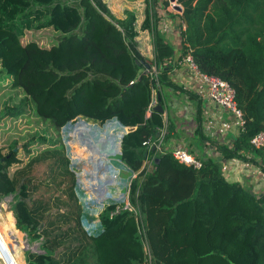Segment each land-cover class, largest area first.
<instances>
[{"label": "trees", "instance_id": "trees-1", "mask_svg": "<svg viewBox=\"0 0 264 264\" xmlns=\"http://www.w3.org/2000/svg\"><path fill=\"white\" fill-rule=\"evenodd\" d=\"M176 3L181 11L156 0L157 11L180 18L179 58L190 54L201 71L227 80L243 117L232 142L216 145L220 158L199 157V167L154 145L158 132L173 125L164 86L194 93L168 78L174 48L163 24L154 25L150 0H0V70L18 87L15 95L22 92L0 118L33 110L56 129L79 115L100 123L115 118L126 127L120 158L135 174L128 190L133 207L107 203L89 231L59 138L33 132L20 146L18 138L0 145V197L13 194L16 227L40 246L28 251L26 264H187L190 255L207 264L225 250L226 264H264V194L228 181L220 162H256L247 156L254 151L264 171L263 150L250 143L264 130V0ZM40 29L54 33L35 35Z\"/></svg>", "mask_w": 264, "mask_h": 264}, {"label": "rangeland", "instance_id": "rangeland-1", "mask_svg": "<svg viewBox=\"0 0 264 264\" xmlns=\"http://www.w3.org/2000/svg\"><path fill=\"white\" fill-rule=\"evenodd\" d=\"M150 2L154 25L156 21L164 25V30L161 29V32L167 35L171 43H174V48H176L175 45L178 38H180V33L177 31L178 26H175V13L170 10H165V13L159 12L157 11L156 0H150ZM169 4L171 5L170 2ZM122 7L120 2L115 4L114 10L117 9V12H121ZM34 33L35 35L43 33L52 35L54 31L40 29ZM9 82L10 77L0 70V116L3 113L5 104H17L18 96L22 94L20 91V94H16V96L14 89L18 87L10 86ZM168 104L173 107L172 111L176 112L174 115L168 110L173 125L171 129L165 125L166 129L164 128L161 133L158 132L157 138L159 137L161 141L160 145L163 144L170 149L184 147L190 151L191 136L187 132L185 134L181 128H177L180 132L179 136L176 134L175 128L181 124L185 125L186 128V125L190 124L188 111L191 110V104L187 105V101L184 103L182 98L178 97H171ZM125 130L126 127L115 118L100 123L82 115L76 116L59 129H56L48 120L37 116L33 110H29L26 114L17 118H0V145L18 138L17 146H20L25 141L23 136L33 132L45 135L51 140L59 138V141L65 145V151L70 160V168L74 170L77 177L76 193L81 208L83 227L89 231H94L99 226V212L107 203L116 201L118 207H123L125 203L133 207L128 197V190L130 180L135 174L121 160L119 151V140ZM168 130L171 135L166 137L164 135ZM145 165L147 168H151V160L146 159ZM0 200L3 212L7 216L5 209L7 210L15 228L9 231L7 227L8 229L4 231L5 240L7 241L8 238V252H11L14 263L26 264L28 251L40 250L39 242L32 240L26 231L16 227L12 213L13 194L2 196ZM10 245L17 248L12 249ZM230 247L238 252L244 249V246L237 247L233 244ZM228 254L230 255V252L225 250V252L206 260V262L207 264H226V261L230 260ZM239 255L244 256L243 253ZM187 262V264H202L200 257L196 255H190ZM0 264H5L1 257Z\"/></svg>", "mask_w": 264, "mask_h": 264}, {"label": "crops", "instance_id": "crops-1", "mask_svg": "<svg viewBox=\"0 0 264 264\" xmlns=\"http://www.w3.org/2000/svg\"><path fill=\"white\" fill-rule=\"evenodd\" d=\"M161 11L165 13V10ZM163 26L161 29H163ZM177 31L179 30L177 29ZM167 39L169 40L168 37ZM169 42L171 43L170 40ZM173 44L171 43L172 46ZM175 47L176 48L173 46V63L175 65L168 73V78L172 82L181 83L184 87L194 93V95L193 97H189L186 92L178 91V89L173 86L174 84L165 85L163 88L165 95V112L167 116H169L168 110L175 115L176 111H172L173 107L169 105L171 103L168 104L171 97L182 98L184 103L187 101V105L191 104V110L188 111L190 114V124L186 125V128L185 125L183 126L182 124L176 126V134L180 136V132L177 128H181L185 134L187 132L188 135L191 136L192 142H189V149L195 156L202 157L212 155L220 158V153L218 152L216 145L231 143L232 140L239 134V126L236 117L231 111L218 106L209 98L206 83L202 81L192 70L188 69L185 65L178 66L179 64H176V62L180 60V38H178ZM175 49L177 50V53ZM247 156L254 157L257 161L253 162L243 160L239 157L220 159L224 176L228 181L238 182L242 185V187L256 195L264 194V171H262L260 167L261 159L255 155L254 151L247 153ZM0 219V240L3 247L6 249L8 238L6 241L4 231L8 229L6 225L8 218L3 210L2 212L0 211ZM9 253L12 255L11 252ZM0 257L4 259L1 251ZM6 264H8L7 261Z\"/></svg>", "mask_w": 264, "mask_h": 264}, {"label": "built area", "instance_id": "built-area-1", "mask_svg": "<svg viewBox=\"0 0 264 264\" xmlns=\"http://www.w3.org/2000/svg\"><path fill=\"white\" fill-rule=\"evenodd\" d=\"M171 6L173 5L172 2ZM177 64L185 65L188 69L192 70L202 81L206 83V88L208 91L209 98L214 101L218 106L223 107L225 109H228L231 111L238 122L239 128L243 124V117L242 112L240 108L236 106L235 100H234V94L235 91L233 87L230 85V83L222 79L218 76L209 75L203 71H201L196 63L193 61L190 54H186L183 57L180 58V60L177 62ZM157 70L152 72V75L157 78ZM155 97L152 98L150 104H155ZM149 111V109H148ZM163 131V130H161ZM160 131V133H161ZM161 141L159 140V137L155 141L154 145L157 146V148H160ZM250 143L257 149L263 150V160H264V130H260L256 134H254L250 138ZM173 156L180 162L189 164L193 167H199L201 166V159L197 156H195L192 152H190L187 148L184 147H176L172 149ZM123 207H130L128 206V203H125ZM132 208V207H131ZM140 239L142 241L143 247L146 252H148V245L146 238L142 235L140 232Z\"/></svg>", "mask_w": 264, "mask_h": 264}, {"label": "water", "instance_id": "water-1", "mask_svg": "<svg viewBox=\"0 0 264 264\" xmlns=\"http://www.w3.org/2000/svg\"><path fill=\"white\" fill-rule=\"evenodd\" d=\"M169 2H172V8H174V9H176L177 11H181V5L180 4H178V3H176V0H169ZM180 18H179V16H176V21H175V23H176V25L178 26V29H179V31H180V20H179ZM155 108L156 109H158L159 111H162L163 110V108H162V105L161 104H159V103H157L156 105H155ZM0 251H1V253L3 254V256H4V258H5V260L7 261V262H9V264H11L12 263V257H11V255H10V253L3 247V244H2V242H1V240H0Z\"/></svg>", "mask_w": 264, "mask_h": 264}, {"label": "bare ground", "instance_id": "bare-ground-1", "mask_svg": "<svg viewBox=\"0 0 264 264\" xmlns=\"http://www.w3.org/2000/svg\"><path fill=\"white\" fill-rule=\"evenodd\" d=\"M0 211L2 212V205H1V203H0ZM10 248H12V249H15V248H17L16 246H12V245H10ZM3 259V258H2ZM3 261L5 262V264H6V260H5V258L3 259ZM8 264H9V262H8ZM11 264H16V263H14V260H13V258H12V263Z\"/></svg>", "mask_w": 264, "mask_h": 264}]
</instances>
